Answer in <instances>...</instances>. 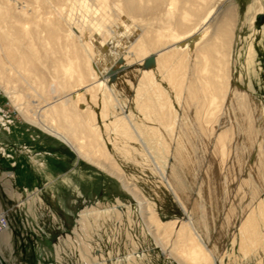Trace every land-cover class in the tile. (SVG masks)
I'll return each instance as SVG.
<instances>
[{"label": "bare ground", "instance_id": "6f19581e", "mask_svg": "<svg viewBox=\"0 0 264 264\" xmlns=\"http://www.w3.org/2000/svg\"><path fill=\"white\" fill-rule=\"evenodd\" d=\"M95 1L91 19L77 30L69 12L90 9L89 0H0V93L22 120L126 187L130 178L116 157L143 165L156 162L149 146L154 144L170 160V175L158 172L160 179L182 194L184 206L194 208L180 175L195 181L201 173L190 146L196 136L183 121L184 133L175 132L174 96L183 115H191L202 132L201 160H212L220 173L230 166L231 178L238 167L248 170L255 176L257 195L264 188L263 108L250 93L232 86L235 6H227L230 0ZM247 18L255 21L252 7ZM101 50L118 55L107 77ZM154 76L167 88L156 84ZM99 95L103 101L121 98L112 121L102 111L100 124L89 107ZM236 130L242 143H234ZM111 140L112 154L106 147ZM89 212L82 210V219ZM146 213L157 232L175 231L182 264H214L189 220L163 224L150 205Z\"/></svg>", "mask_w": 264, "mask_h": 264}, {"label": "rangeland", "instance_id": "374dc122", "mask_svg": "<svg viewBox=\"0 0 264 264\" xmlns=\"http://www.w3.org/2000/svg\"><path fill=\"white\" fill-rule=\"evenodd\" d=\"M89 2L90 9H82L85 12L80 8L69 12L77 30L93 15L96 1ZM230 5L235 6L232 86L259 102L264 119V0H230ZM249 7L253 23L247 18ZM100 54L104 77L112 75L118 55L107 50ZM153 79L167 88L166 81ZM170 98L175 132L184 133L183 121L196 136L190 146L197 153L194 164L201 173L195 181L180 175L194 208L184 206L182 194L160 179L158 172L170 175V160L154 144L149 146L156 162L148 159L143 165L116 157L130 178L126 187L108 172L80 160L58 139L27 125L0 93L1 263L182 264L175 251V231L161 228L157 232L146 213L150 205L163 224L189 220L214 264H264V188L255 195V176L248 170L241 172L238 167L231 178L230 166L220 173L212 160H201L202 132L193 125L191 115H183L174 96ZM97 100L89 101V107L98 122L102 111L105 120L112 121L121 98L116 95L103 101L99 95ZM128 105L130 109L134 101ZM81 111H87V104H81ZM234 143H242L238 130ZM106 147L114 153L112 140ZM86 208L90 212L85 220L80 213Z\"/></svg>", "mask_w": 264, "mask_h": 264}, {"label": "water", "instance_id": "95a60500", "mask_svg": "<svg viewBox=\"0 0 264 264\" xmlns=\"http://www.w3.org/2000/svg\"><path fill=\"white\" fill-rule=\"evenodd\" d=\"M0 264H1V261H0Z\"/></svg>", "mask_w": 264, "mask_h": 264}]
</instances>
